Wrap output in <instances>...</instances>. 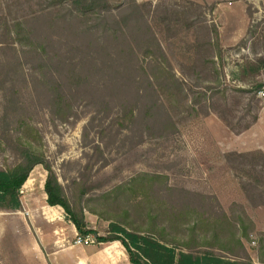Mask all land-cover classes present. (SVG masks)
Returning <instances> with one entry per match:
<instances>
[{"label": "rangeland", "instance_id": "obj_1", "mask_svg": "<svg viewBox=\"0 0 264 264\" xmlns=\"http://www.w3.org/2000/svg\"><path fill=\"white\" fill-rule=\"evenodd\" d=\"M110 1L122 6L126 0ZM135 1L151 3L148 24L185 84L188 99L205 96L197 112H174L176 132L166 139L142 138L140 125L123 121L116 107L101 111L82 103L76 118L61 124L51 118L44 94L28 79L27 85L17 82L15 87L38 129L39 149L76 207L146 173L167 177L169 187L193 195L195 201L201 196L206 207L228 215L244 211L256 231L250 235L249 257L259 264L256 239L264 235V207L245 200L238 179L264 191V98L259 95L264 63H256L264 60V0H170L178 6L166 9L169 0ZM154 5L160 6L156 12ZM61 9L59 0H0V17L9 24L55 20ZM62 45L67 49L68 37ZM70 56L81 59L77 52ZM4 59L0 51V62ZM252 64L260 66L258 76H245L242 67ZM4 89L0 85V114L8 97ZM209 103L205 116L203 108ZM12 161L0 152V168ZM45 178V171L35 168L21 189L20 210L0 212V264H130L118 242L102 244L88 236L92 243L77 244L83 237L63 210L46 204ZM83 184L91 187L89 194L81 190ZM86 210L88 229L97 238L106 237L110 223Z\"/></svg>", "mask_w": 264, "mask_h": 264}, {"label": "trees", "instance_id": "obj_2", "mask_svg": "<svg viewBox=\"0 0 264 264\" xmlns=\"http://www.w3.org/2000/svg\"><path fill=\"white\" fill-rule=\"evenodd\" d=\"M113 3L59 0L60 14L48 21L9 24L0 17V51L5 55L0 85L8 92L0 114V152L13 160L0 168V212L20 210L21 189L33 170L41 167L46 173V204L61 208L80 237L120 243L130 264H252L248 246L256 231L244 211L228 215L221 208L206 207L201 196L195 201L193 195L169 187L167 177L146 173L76 207L40 151L38 129L24 110L17 82L27 85L29 79L44 94L51 118L61 124L75 119L82 103L101 111L116 107L123 121L140 125L141 137L146 139L168 138L179 121L174 112L192 115L205 99L202 94L188 99L185 84L148 24L151 3ZM64 37H68L67 49L62 45ZM75 52L80 60L71 58ZM259 70L254 64L242 67L245 76H258ZM210 108V103L203 108L205 116ZM238 180L245 200L253 207H264V191ZM81 190L92 191L87 184ZM78 196L83 200L80 192ZM84 210L110 223L106 237L97 238L88 229ZM261 236L256 239L258 262L264 264Z\"/></svg>", "mask_w": 264, "mask_h": 264}, {"label": "built area", "instance_id": "obj_3", "mask_svg": "<svg viewBox=\"0 0 264 264\" xmlns=\"http://www.w3.org/2000/svg\"><path fill=\"white\" fill-rule=\"evenodd\" d=\"M259 95L264 98V90H260ZM21 194V192H20ZM89 242H93L92 240H88V238H78L77 244H88Z\"/></svg>", "mask_w": 264, "mask_h": 264}, {"label": "crops", "instance_id": "obj_4", "mask_svg": "<svg viewBox=\"0 0 264 264\" xmlns=\"http://www.w3.org/2000/svg\"><path fill=\"white\" fill-rule=\"evenodd\" d=\"M174 4H175L176 6H178V5L175 3V1L173 2V1H170V0H169V2H167V5H166V6L163 5V9H166L169 5H170L171 7H173ZM159 7H160V6H158V5H154V12H156V10L159 9ZM168 9H171V8H168Z\"/></svg>", "mask_w": 264, "mask_h": 264}]
</instances>
